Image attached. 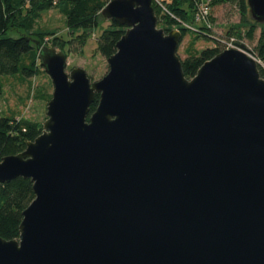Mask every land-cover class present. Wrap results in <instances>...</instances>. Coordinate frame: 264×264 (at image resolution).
I'll use <instances>...</instances> for the list:
<instances>
[{
	"label": "water",
	"instance_id": "95a60500",
	"mask_svg": "<svg viewBox=\"0 0 264 264\" xmlns=\"http://www.w3.org/2000/svg\"><path fill=\"white\" fill-rule=\"evenodd\" d=\"M247 4L264 24V0ZM101 15L127 29L98 81L36 42L54 90L41 134L0 161L1 183L35 194L0 264H264L259 63L240 44L189 79L152 0Z\"/></svg>",
	"mask_w": 264,
	"mask_h": 264
},
{
	"label": "trees",
	"instance_id": "16d2710c",
	"mask_svg": "<svg viewBox=\"0 0 264 264\" xmlns=\"http://www.w3.org/2000/svg\"><path fill=\"white\" fill-rule=\"evenodd\" d=\"M108 2L109 0H0V76L22 72L28 78L40 70L45 71L39 60V51L32 45L34 40L42 45L49 42L51 46H58L66 54L67 47L73 41L85 46L92 37L93 30L104 19L101 11ZM163 3L176 16L173 18L164 13L153 2L158 23L163 25V29L169 32L176 27L183 33V38L187 34L192 36L186 46V57L181 58L185 76L191 79L203 63L217 55L221 48H205L199 51L196 48V42L202 38H213L211 28L198 24L197 29L199 30L193 31L177 21L179 19L185 23L196 24V9L193 0H163ZM222 4H230L237 8L241 15L242 26L247 28L245 36L249 40L254 41L257 29H261L254 53L260 61L259 70L261 76L264 77V24L251 19L247 0H211L212 9ZM52 8H59L65 16L66 26L73 34V39L65 40L55 32L34 30L38 20L42 18V13ZM107 21L109 22L108 27L97 37V51L105 58L117 52V42L127 29V26L120 25L116 21ZM241 27L238 29L240 36L242 35ZM12 29L23 31L25 34L19 37L8 36V32ZM77 30L81 32L75 35ZM232 33H234L233 28L227 34ZM32 35H35L37 39H34ZM51 97V95L46 97L47 101ZM98 101L99 95L96 94L95 101L90 107L91 113L95 111ZM41 132L42 125L39 123L22 118L0 117V161L5 156L16 155L24 151L27 143L33 141ZM34 198L31 179L19 177L6 183L0 182V237L8 240L19 237L23 211Z\"/></svg>",
	"mask_w": 264,
	"mask_h": 264
},
{
	"label": "rangeland",
	"instance_id": "374dc122",
	"mask_svg": "<svg viewBox=\"0 0 264 264\" xmlns=\"http://www.w3.org/2000/svg\"><path fill=\"white\" fill-rule=\"evenodd\" d=\"M107 20H101L98 27L95 28L92 37L87 41L85 46L80 42L73 41L67 47V68L70 72L74 67H82L86 70L91 81H98L104 77L109 71L107 58L103 57L97 51V37L108 27ZM211 35L213 38H202L196 42V48L200 51L205 48L219 47L221 45L216 39H225L226 37L235 38L236 41L244 45V51L257 60L255 55V47L260 37L261 29L258 28L254 41L249 40L245 33L247 28L242 26L241 15L237 8L230 4H222L213 7L210 16ZM159 28L163 25L157 23ZM242 26V27H241ZM239 27L242 28V35H238ZM176 28V27H174ZM234 29V33L228 35L230 29ZM34 30L55 32L58 36L65 40L73 39V34L69 32L66 26L65 16L59 8H52L42 13V18L38 20ZM81 31H75V35ZM25 34L23 31L12 29L8 32V36L19 37ZM37 39L35 35H32ZM191 35L187 34L179 44L177 53L180 58L186 57V46L190 42ZM36 40L33 41V47L36 49ZM51 46L49 42L45 43ZM57 50H62L58 46ZM222 51V49H221ZM264 65V63H263ZM54 87L50 76L40 70L32 77H25L22 72L12 75L0 76V117L22 118L31 122L43 125L47 119V98L52 96Z\"/></svg>",
	"mask_w": 264,
	"mask_h": 264
},
{
	"label": "built area",
	"instance_id": "2783aa9c",
	"mask_svg": "<svg viewBox=\"0 0 264 264\" xmlns=\"http://www.w3.org/2000/svg\"><path fill=\"white\" fill-rule=\"evenodd\" d=\"M158 7L162 9V11L173 18H176V16L168 10L166 5L163 3V0H152ZM195 4V22L196 24H189L180 21L178 18L177 21L180 22V24L188 29H191L193 31H198L197 25L198 24H204L208 27H211L210 24V16L212 14V7H211V0H193ZM218 43L221 45V49H230V48H240V44L238 41H236L235 38L226 37L225 39H218Z\"/></svg>",
	"mask_w": 264,
	"mask_h": 264
}]
</instances>
